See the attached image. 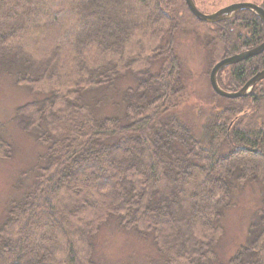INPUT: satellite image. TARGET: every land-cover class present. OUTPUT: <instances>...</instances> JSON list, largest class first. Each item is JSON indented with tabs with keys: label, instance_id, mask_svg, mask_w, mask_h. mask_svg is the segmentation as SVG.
<instances>
[{
	"label": "trees",
	"instance_id": "obj_1",
	"mask_svg": "<svg viewBox=\"0 0 264 264\" xmlns=\"http://www.w3.org/2000/svg\"><path fill=\"white\" fill-rule=\"evenodd\" d=\"M198 25L210 71L264 41L252 12L209 25L185 0H0V74L34 95L15 119L45 147L0 224V264H100L109 222L152 238L162 257L148 264H223L222 217L251 180L261 207L231 264H264V80L247 97L213 92L197 132L178 115L189 92L175 44ZM260 70L264 52L218 81L236 91ZM14 151L0 136V159Z\"/></svg>",
	"mask_w": 264,
	"mask_h": 264
},
{
	"label": "rangeland",
	"instance_id": "obj_2",
	"mask_svg": "<svg viewBox=\"0 0 264 264\" xmlns=\"http://www.w3.org/2000/svg\"><path fill=\"white\" fill-rule=\"evenodd\" d=\"M194 1L200 10L212 13L241 0ZM197 27L198 33H178L175 48L183 64L189 92V99L179 109L178 115L198 132L215 104L209 79L211 57L203 43L210 27ZM33 99L34 95L26 87L18 86L13 77L0 74V136L8 138L15 148L11 159H0V224L6 219L13 200L20 198L27 189V181L32 178L30 173L38 157L45 152V147L22 131L15 119L17 108ZM22 173L26 174L25 179ZM261 188L260 181H248L243 191L234 192L236 207L224 211L222 224L225 234L217 247L223 264H231L237 250L247 244L250 225L261 207ZM95 244V256L100 264H148L158 261V256L162 257L152 238L139 237L134 231L118 229L110 222L102 228Z\"/></svg>",
	"mask_w": 264,
	"mask_h": 264
},
{
	"label": "water",
	"instance_id": "obj_3",
	"mask_svg": "<svg viewBox=\"0 0 264 264\" xmlns=\"http://www.w3.org/2000/svg\"><path fill=\"white\" fill-rule=\"evenodd\" d=\"M189 10L191 13L202 22H206L209 24L218 23L224 20L231 19L235 17V15L242 10H248L254 13L261 21L264 22V9L251 2H241V3H233L226 7H223L212 13H205L199 9L194 0H185ZM264 52V41L250 49L246 50L228 57H225L218 61L210 71V84L213 91L224 98L228 99H237L242 97H247L250 95L255 88V86L262 80H264V70L258 71L254 76H252L240 89L236 91H228L221 87L218 81L219 73L226 67L239 63L243 60L251 58L253 56L259 55Z\"/></svg>",
	"mask_w": 264,
	"mask_h": 264
},
{
	"label": "flooded vegetation",
	"instance_id": "obj_4",
	"mask_svg": "<svg viewBox=\"0 0 264 264\" xmlns=\"http://www.w3.org/2000/svg\"><path fill=\"white\" fill-rule=\"evenodd\" d=\"M241 2H251V3H255V4H257V5H259V6H261L263 9H264V2L263 3H261V4H259V3H257V2H253V1H243V0H241V1H239V2H236V3H241ZM242 11H248V10H242ZM239 12H241V11H239ZM238 12V13H239ZM250 12V11H249ZM237 13V14H238ZM254 14V13H253ZM263 22V21H262ZM263 24H264V22H263ZM260 45V44H259ZM256 47V46H255ZM252 48H254V47H252ZM252 48H249V49H245V50H243V51H246V50H250V49H252ZM243 51H241V52H243ZM240 53V52H239Z\"/></svg>",
	"mask_w": 264,
	"mask_h": 264
}]
</instances>
